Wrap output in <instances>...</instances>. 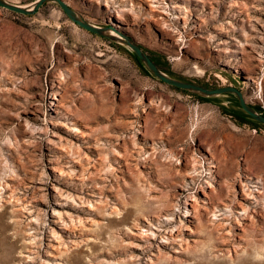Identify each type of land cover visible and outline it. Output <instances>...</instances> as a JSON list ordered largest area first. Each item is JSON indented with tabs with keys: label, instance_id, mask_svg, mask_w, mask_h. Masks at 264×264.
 I'll use <instances>...</instances> for the list:
<instances>
[{
	"label": "rangeland",
	"instance_id": "1",
	"mask_svg": "<svg viewBox=\"0 0 264 264\" xmlns=\"http://www.w3.org/2000/svg\"><path fill=\"white\" fill-rule=\"evenodd\" d=\"M63 1L264 111V0ZM243 111L56 1L0 6V264H264V124Z\"/></svg>",
	"mask_w": 264,
	"mask_h": 264
},
{
	"label": "water",
	"instance_id": "2",
	"mask_svg": "<svg viewBox=\"0 0 264 264\" xmlns=\"http://www.w3.org/2000/svg\"><path fill=\"white\" fill-rule=\"evenodd\" d=\"M56 1L60 4V6L63 8V10L66 12V14L70 17V19L77 23L78 25L84 27L85 29L102 35L106 38H110L113 40H119L124 41L128 45L131 46V48L137 53L138 57L144 61V63L148 66V68L153 72V74L158 77L161 81L166 82L172 86L188 90L191 92H194L196 94L200 95H218L225 92H232L238 96L239 103L242 106V108L245 110L247 114H249L252 118L255 120L261 122L264 124V114L260 111L256 110L254 107H252L250 104L247 103L245 100L243 93L241 90L237 87L228 85V86H219L215 88H210L195 82L185 81L181 79L174 78L170 75H168L165 71H163L153 60L149 53L137 42L127 39V38H119L117 36V33L115 30L109 28V27H100L97 26L91 22H89L87 19H85L83 16H81L76 10H74L71 6H69L65 1L63 0H36L33 7H25L23 5H18L15 3H11L7 0H0V6L7 8L11 11H14L16 13L21 14H33L38 11V9L43 6L44 4L48 2ZM111 30L114 33H111Z\"/></svg>",
	"mask_w": 264,
	"mask_h": 264
},
{
	"label": "bare ground",
	"instance_id": "3",
	"mask_svg": "<svg viewBox=\"0 0 264 264\" xmlns=\"http://www.w3.org/2000/svg\"><path fill=\"white\" fill-rule=\"evenodd\" d=\"M8 1V0H7ZM35 4V1L34 2H32L31 4H23V6H25V7H33V5ZM18 5H21V4H18ZM111 33H114V34H116L115 32H113L112 30H111ZM147 126V125H146ZM214 167H217V165H215V164H212ZM248 169H252L251 167H249L248 166ZM250 173H251V171H250ZM247 177H250L249 175H247ZM263 178V177H262ZM259 180V179H258ZM242 181V180H241ZM229 183V181L227 182V184ZM249 184V183H248ZM263 184H264V182H263ZM242 185V189H243V194H245V195H247V196H251V197H254V192H253V190L251 189V186H249V185H247V184H241ZM263 187H264V185H263ZM228 190L230 189V186L228 185ZM260 188V187H259ZM257 189L258 191H260V189ZM262 188V187H261ZM262 190V189H261ZM246 196V197H247ZM244 208H247V207H244ZM247 214V213H246ZM238 218V217H237ZM174 228V227H173ZM175 228H176V226H175ZM174 228V229H175ZM176 230H179V228H178V226H177V228H176ZM143 232V231H142ZM8 233V232H7ZM10 233V232H9ZM141 233V232H140ZM147 235V234H146ZM169 237H166L167 239H166V241L167 242H169V241H176V240H178V235L177 234H174L173 233V231L171 230L170 232H169ZM15 237V236H14ZM5 242V241H4ZM6 243V242H5ZM180 245H182V244H180ZM183 246V245H182ZM181 246V247H182ZM174 252H179V250L177 249V248H175L174 250H173ZM8 254V253H7ZM229 254V253H228ZM9 255V254H8ZM207 255V254H206ZM177 256V255H176ZM30 258V257H29ZM208 260V259H207ZM13 261V260H12Z\"/></svg>",
	"mask_w": 264,
	"mask_h": 264
},
{
	"label": "trees",
	"instance_id": "4",
	"mask_svg": "<svg viewBox=\"0 0 264 264\" xmlns=\"http://www.w3.org/2000/svg\"><path fill=\"white\" fill-rule=\"evenodd\" d=\"M19 14H21V13H19ZM152 60L162 69V70H164V71H166L161 65H160V63L155 59V58H153L152 57ZM191 82V81H190ZM196 83V82H195ZM198 84H201V83H198ZM201 85H204V86H207V85H205V84H201ZM207 87H210V86H207ZM210 88H213V87H210ZM252 107H254V106H252ZM256 110H258V111H260L261 113H263L264 114V111H262L261 109H259V108H256V107H254ZM241 117L242 118H247L248 120H250V121H252V117L249 115V114H247L246 112H242L241 113ZM255 127V126H254Z\"/></svg>",
	"mask_w": 264,
	"mask_h": 264
}]
</instances>
